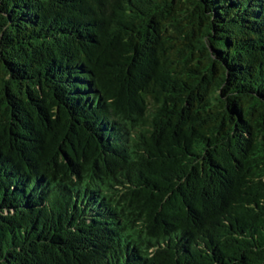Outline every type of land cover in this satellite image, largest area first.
Listing matches in <instances>:
<instances>
[{
    "label": "trees",
    "instance_id": "trees-1",
    "mask_svg": "<svg viewBox=\"0 0 264 264\" xmlns=\"http://www.w3.org/2000/svg\"><path fill=\"white\" fill-rule=\"evenodd\" d=\"M0 264H264V0H0Z\"/></svg>",
    "mask_w": 264,
    "mask_h": 264
}]
</instances>
